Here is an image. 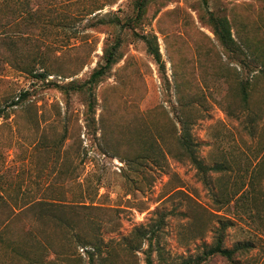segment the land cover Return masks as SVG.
<instances>
[{"label":"rangeland","instance_id":"rangeland-1","mask_svg":"<svg viewBox=\"0 0 264 264\" xmlns=\"http://www.w3.org/2000/svg\"><path fill=\"white\" fill-rule=\"evenodd\" d=\"M0 18V264H89L96 241L100 264H264V0H14ZM220 234L232 259L208 255Z\"/></svg>","mask_w":264,"mask_h":264},{"label":"trees","instance_id":"trees-1","mask_svg":"<svg viewBox=\"0 0 264 264\" xmlns=\"http://www.w3.org/2000/svg\"><path fill=\"white\" fill-rule=\"evenodd\" d=\"M12 2H14V0H0V14L2 12V8L3 7H9L12 4ZM210 22L212 24L214 33H215L216 37L219 39V41L221 42V44L227 50H229L231 52H235V50L237 49L236 43L233 39L231 27L229 25L228 20L226 18H220V17L214 16L213 14H211ZM7 26H8V23H7L6 27ZM0 27H2V26H0ZM145 41H146L147 46H148L149 54L154 58L156 63L160 67H162L163 66V60H162V55L160 53L159 47L153 46L152 42L150 40H148L147 38H145ZM116 50H117L116 48H113L112 50L107 51L106 58H105L106 65L104 67L100 68L99 70L95 71L92 74L91 79L89 80V83L91 84L90 88L93 87V84L97 83L100 79H102L104 77V75L106 74V72L109 69H111V67L115 64V62H116V59H115ZM31 69L32 68H26V70H31ZM38 77L46 78L47 76H46V74H40V75H38ZM28 96H29V94L27 92L22 93L19 97L17 96L16 99H18V100L13 102L12 106L20 105L23 101H25L27 99ZM90 97H91V99L89 101V112L94 113L95 112V102L93 100V95L91 93H90ZM245 100H247L246 91H245ZM6 111H7L6 108L0 109V118L4 115V113ZM189 133L187 131H185V133L182 135V137H180V145H181L182 149L188 154V156L194 161V163L199 164V161L197 160L198 158L196 157L195 152H194L195 143L193 142L191 135ZM3 203L6 204L5 202H3ZM46 206H49V208H56L58 206V203L37 202V203L33 204L30 209H32V208L33 209L45 208ZM21 212H24V211H21ZM13 223H14L13 219L8 220L6 227H8L9 225L11 227V225H13ZM75 237H76V239L82 240L79 235H76ZM95 243L96 244H93L91 246L92 250H90L88 252L89 264H100L98 262V258L101 257V255L103 254L102 245L97 243V241ZM84 245L86 247L87 244H84ZM79 246H81V245H79ZM236 252L237 251L235 249L230 250V249H227L224 247V236L220 234L217 238V242L215 243V245L212 246L211 249L209 250L208 255H212V256L220 255V256H223L227 259H232L234 257V255L236 254ZM34 263H37V262H34ZM146 264H154L151 253H149L147 255Z\"/></svg>","mask_w":264,"mask_h":264}]
</instances>
